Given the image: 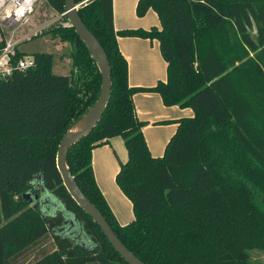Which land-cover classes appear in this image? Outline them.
<instances>
[{"label": "trees", "instance_id": "trees-1", "mask_svg": "<svg viewBox=\"0 0 264 264\" xmlns=\"http://www.w3.org/2000/svg\"><path fill=\"white\" fill-rule=\"evenodd\" d=\"M76 2H84L80 15L108 55L113 82L100 122L67 156L83 192L147 264H259L252 251L264 252V0H138L137 14L153 9L160 27L121 30L114 0ZM43 3L55 15L66 10L65 0H41L37 16ZM61 19L30 39L71 42V73L54 72L55 54L36 51L34 67L0 79V264H15L48 234L54 249L29 264H129L73 199L57 167L63 135L95 104L102 83L86 44ZM119 35L157 39L166 80L131 85ZM152 92L166 106L193 111L155 122L177 124L160 156L150 150L134 101L136 93ZM117 135L127 159L115 179L133 208L126 224L93 167L94 148ZM40 186L59 211L45 210ZM66 213L77 237L59 231Z\"/></svg>", "mask_w": 264, "mask_h": 264}, {"label": "crops", "instance_id": "crops-1", "mask_svg": "<svg viewBox=\"0 0 264 264\" xmlns=\"http://www.w3.org/2000/svg\"><path fill=\"white\" fill-rule=\"evenodd\" d=\"M137 2L138 0H114V22L117 30L136 27L150 28L153 25L160 27V19L159 17L156 18L154 16L155 13L152 9L147 11V16H145L146 14L144 15L145 17L138 16L136 11ZM118 42L121 51L127 57L129 62V82L131 85L151 86L156 84L159 80H166L167 63L161 53L159 41L157 39L149 40L137 36L119 35ZM134 101L139 118L147 121V124L143 128V132L152 154L155 156L163 155L166 144L176 131L177 124L175 122H155L162 120H174L184 116H190L193 111L191 108L185 110L170 109V107L179 106H166L162 101L161 95L157 92L136 93ZM154 131L158 132V138L154 139L150 137V134L152 136ZM106 144L97 146L93 150L94 172L99 187L103 190V193L105 197H107V200L119 222L121 224H126L129 222L128 220H130L131 214L128 215L121 210L119 211L118 209H115L113 202L110 197L107 196L101 183V178L103 176L101 164L104 163L105 165L107 163L110 171H112L114 165L113 158L109 150L104 148ZM49 235L54 242L51 234H48L44 239L49 237ZM37 245H39V243ZM30 251L31 249L24 255L28 254ZM34 257L35 255H32V257H30L25 264H29L34 261Z\"/></svg>", "mask_w": 264, "mask_h": 264}, {"label": "water", "instance_id": "water-1", "mask_svg": "<svg viewBox=\"0 0 264 264\" xmlns=\"http://www.w3.org/2000/svg\"><path fill=\"white\" fill-rule=\"evenodd\" d=\"M80 6L81 3H77L76 0H65L67 17L71 26L75 28L76 33L84 41L91 56L94 58L99 67L102 76L101 91L95 104L63 135L56 156L57 167L68 192L71 194L73 199L93 218L94 222L101 227L109 242L114 246L115 250L120 253L121 257L129 264H147L132 250H130L117 236L105 215L83 192L67 163V156L72 146L89 134L100 122L111 98L113 87L112 69L108 55L98 38L83 21L79 12ZM25 196L31 197V193H27ZM34 199H39V195L36 194ZM66 217L69 222L66 221L65 225L71 226L72 224L74 227L75 222L71 219V216L66 213ZM77 236L78 234L73 235V237ZM81 236L83 237V242L85 243L86 240H88L87 236L85 234H81Z\"/></svg>", "mask_w": 264, "mask_h": 264}, {"label": "rangeland", "instance_id": "rangeland-1", "mask_svg": "<svg viewBox=\"0 0 264 264\" xmlns=\"http://www.w3.org/2000/svg\"><path fill=\"white\" fill-rule=\"evenodd\" d=\"M84 2L81 3L83 4ZM152 11L155 13L154 16L158 18L156 12L153 9ZM145 16H147V13ZM145 16L143 15V17ZM50 17L56 18L57 14L55 15V13L52 10H50L47 6H45L43 3L42 9L40 10V16L39 14L37 16L36 13L35 21L33 20L30 24L22 28L21 30L22 34L31 32L35 29H39L44 24L49 22L47 20H49ZM250 32L253 36L256 35L254 28H251ZM18 35H20V32H18ZM72 48L73 46L71 42L62 41L58 38L56 40H53L50 38L49 35H44V34L40 36H36L33 39H24L23 42H21L20 44V49L24 51L26 55L33 56L32 53L36 51L37 52L45 51V52L54 53L55 62L53 65V71L59 74L71 73L72 66H71L70 53L72 51ZM170 109L185 110V109H190V107L184 108L179 106V107H170ZM158 136L159 134L156 131L152 133V136L150 134V137L154 139L158 138ZM104 148H107L109 150L113 158L114 165L112 171H110L107 163L105 165L104 163L101 164V168L103 172L101 183L103 185V188L107 196L110 197L111 201L113 202L115 209L116 210L118 209L119 211L121 210L122 212L128 215L131 214L130 220H128L131 221L133 217L132 202L120 189L115 179L116 173L119 169L120 161H125L127 158V150L124 144V139L120 135L114 136L111 139V141L104 146ZM39 188H41V191L44 193V189L41 186ZM41 202L42 205L45 207L46 211H50V210L59 211V208H61V207L58 208L56 201L51 198L49 193H44V196L41 198ZM74 230L77 229H73V231ZM54 246L55 244L52 241L51 236L49 235V237L39 242V245L34 246L28 254L24 255L22 258H19V260H17L15 264H25L26 261L30 257H32V255H35L34 259H36L40 257L43 253H46L47 251L54 249ZM252 258L259 264H264V252L260 250L252 251Z\"/></svg>", "mask_w": 264, "mask_h": 264}, {"label": "built area", "instance_id": "built-area-1", "mask_svg": "<svg viewBox=\"0 0 264 264\" xmlns=\"http://www.w3.org/2000/svg\"><path fill=\"white\" fill-rule=\"evenodd\" d=\"M40 2L41 0H0V79L8 78L15 71H27L36 65L34 57L22 53L20 49L24 39L38 35L43 27L59 18H62L63 26H71L65 10L39 29L22 34V28L35 21Z\"/></svg>", "mask_w": 264, "mask_h": 264}, {"label": "flooded vegetation", "instance_id": "flooded-vegetation-1", "mask_svg": "<svg viewBox=\"0 0 264 264\" xmlns=\"http://www.w3.org/2000/svg\"><path fill=\"white\" fill-rule=\"evenodd\" d=\"M41 189V188H40ZM43 193V192H42ZM31 199H34V196L31 195ZM69 222L68 219H65L64 223L65 222ZM74 228L73 225L71 224V226H67V225H63L62 227L59 228V231L63 234V235H69L71 236V234H74V231H72ZM75 235V234H74Z\"/></svg>", "mask_w": 264, "mask_h": 264}]
</instances>
